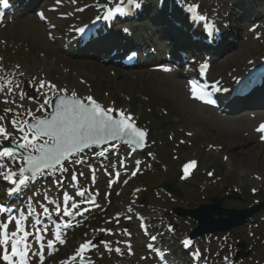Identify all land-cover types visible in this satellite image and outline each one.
I'll return each instance as SVG.
<instances>
[{
  "label": "rangeland",
  "instance_id": "374dc122",
  "mask_svg": "<svg viewBox=\"0 0 264 264\" xmlns=\"http://www.w3.org/2000/svg\"><path fill=\"white\" fill-rule=\"evenodd\" d=\"M75 1L82 5L90 0ZM257 1L258 4L264 2ZM212 2L202 0V4L210 5ZM257 9L261 13L264 7L260 5ZM235 11L234 7L231 8L232 13ZM243 23L247 22L239 24ZM140 24L141 27L153 28L147 21ZM240 32L238 29L236 34ZM250 39L248 37V48L244 52L243 49L238 50L242 56L235 63L223 66L221 64L225 59L221 61V69L214 72V77L239 72L249 60L264 57V35L258 41ZM232 41L237 47V40ZM0 66L8 74L1 70V75L5 77L0 86L11 89L0 92V116L5 118L8 114L7 121L10 113L22 115L26 113L24 110L30 109L37 96L34 86L42 79L82 95L92 94L106 105L115 103L118 108L130 109L143 125L150 128L152 148L148 153L156 157L155 166L139 175L130 188L121 187L113 193L110 215L123 212L138 197L142 203L154 206L146 209L150 215L153 210L158 211L151 216L163 213L177 230L178 239H181L190 236L197 228L194 220L180 214L181 211H194L201 205L212 204L210 199L223 200L221 207L227 210H245L263 205L246 225L215 236H225L235 245L244 243V250L238 251L248 254L245 261L258 264L257 260L262 259L259 264H264V145L257 139L255 143H243L237 138L232 140L227 134L218 135L216 128L228 129L233 124L232 120L214 118L202 124L197 108L185 102V91L183 94L178 86H167V82L174 79L169 80L170 77L160 73L125 71L103 66L94 60L73 59L62 51L60 44L48 41L44 26L33 16L0 29ZM21 95H24L23 100L19 98ZM8 108L11 112L5 111ZM248 137L245 135V140ZM229 142L237 144L228 147L226 144ZM189 160H198L199 168L191 181L182 182L180 165ZM170 185L175 186L181 195L167 192L165 186ZM133 190L139 193L133 194ZM75 239V236L70 238L69 251L62 258L74 251L78 243ZM217 246L214 244L210 250L220 249Z\"/></svg>",
  "mask_w": 264,
  "mask_h": 264
},
{
  "label": "snow or ice",
  "instance_id": "6c2138e0",
  "mask_svg": "<svg viewBox=\"0 0 264 264\" xmlns=\"http://www.w3.org/2000/svg\"><path fill=\"white\" fill-rule=\"evenodd\" d=\"M57 2L59 3L60 0H57ZM143 2L144 0H120L115 8H110L103 17H98V19L111 20L116 15H130L134 10L140 9ZM179 2L187 12L192 14L193 19L205 22L204 28L208 38H214L219 29L214 22H210L209 18L202 14L200 5L195 2L188 3L187 0H179ZM0 4L6 7L7 0H0ZM40 15L43 18V13ZM79 31L83 32L84 29L81 28ZM124 31L127 32L128 29L125 28ZM164 70L169 71L168 68ZM0 80H3V77H0ZM7 83L10 84L11 81H7ZM190 83L193 97L205 100L207 93L199 88L195 82ZM16 87L18 88L19 86L17 85ZM40 87L44 88L45 84L41 83ZM49 89L50 91L67 92L66 89L57 88L55 84L49 85ZM3 91H11V89L0 87V92ZM19 98L23 100L24 95ZM86 101H82L77 93L73 91L65 98H58L54 104L50 99H43L38 109L27 110L28 115L32 120H35V123L18 119L10 121L13 129L22 133V136L20 142H16V148L5 147L0 150V178L9 183L10 187L7 190L9 195L20 191L26 183L39 177L46 176L49 173L66 172L68 170L65 166L66 162L70 161L73 164L85 162L83 153L85 149H90L93 145L106 146L99 153H93V155L101 157L105 155L109 148L114 149L117 147L115 143H112L113 141H123V143L132 148L143 146L146 134L135 126L130 115L123 111L117 112L113 108L102 106L91 96H88ZM205 102L212 103L211 100H205ZM5 103H8V101H5ZM50 104L53 107L50 118H41L34 114L36 111L43 112ZM5 111L11 112V109L8 108ZM3 120L4 117L0 116V137L8 139L12 133L4 127ZM257 131L264 132V123L259 125ZM17 148L24 150L20 157L23 163L19 165L18 172L12 170L10 166L17 155ZM195 163V161H191L186 164L185 172L193 167ZM80 175L82 176L83 173L81 172ZM72 179L76 181L77 176L73 175ZM54 183L60 184L61 181L56 180ZM76 195L83 197L85 193L79 191ZM73 199V196L64 193L63 208L57 206L54 211L58 215H74L75 213L70 209H75L78 212L79 205L72 202ZM39 207L42 209L41 215L51 218L52 209H50V206L40 204ZM29 208V215L36 212V209L32 208L31 204ZM9 211L10 209L0 204V214H5ZM24 219V214L20 213L19 219L9 215L6 220L0 222V261H3L4 264H28L27 258L29 255L39 257L42 264L43 251L41 248H37V251L32 253L29 237L34 236L36 244H40L44 239L43 233L47 232L48 229L47 227H37V225L41 224V221L37 220L33 224L35 231L30 232L23 225ZM65 226L70 227V222L66 221ZM57 228H59V225H57ZM56 239L60 243L64 242L60 239L59 232L56 233ZM153 239L155 238L153 237ZM53 244V240L49 239L47 241L48 248H52ZM184 244L187 246L190 241L185 240ZM91 246V240L82 243L77 250V255L80 256Z\"/></svg>",
  "mask_w": 264,
  "mask_h": 264
},
{
  "label": "bare ground",
  "instance_id": "6f19581e",
  "mask_svg": "<svg viewBox=\"0 0 264 264\" xmlns=\"http://www.w3.org/2000/svg\"><path fill=\"white\" fill-rule=\"evenodd\" d=\"M224 8L228 12L230 11V9L228 8V6L227 7L225 6ZM156 29L157 28L155 27V30ZM230 47H231V45H230ZM247 48H248L247 43H243V42L238 47L239 51L241 49H243V52ZM218 53L220 54V52H218ZM241 56H242V54L239 53L238 50H237L234 55L229 56V57H226L225 60L222 62L221 65L228 66V64L230 65L232 62L235 63ZM179 74H170V79L169 80L175 79V76H178ZM166 85L169 86L170 88H172V86H178L179 89H181V91L183 92L182 87H184V85H183V83H181V80L180 79L179 80L177 79V81L174 80L172 82L168 81ZM183 94H184V92H183ZM184 95L188 99V94H184ZM255 101H257V102H264V92L261 91L259 94H257L255 96ZM188 103L189 104H194V105L198 106V108L200 110V114H199V118L198 119H199V121L202 124L203 123H209L215 117V116L210 117V116H206V115L203 114L204 110H208V112H210L209 109L204 108V107H201L198 104H196L195 102L189 101ZM245 114H250V113H245ZM236 124L237 125H235V123L233 125H229L228 129H223L222 130L221 128H216V131H217L218 135H220V134H227V136L230 137L232 140H234L235 138H237L236 140L242 141L243 143H248V142H254L255 143V139H256L257 136L255 137V133L253 131V125H251L252 124V121L249 118H244V119H241V120L236 121ZM245 135L249 136L246 140L244 138ZM236 144L237 143H234L233 144L232 142H229V143L226 144V146L229 147L231 145H236Z\"/></svg>",
  "mask_w": 264,
  "mask_h": 264
},
{
  "label": "water",
  "instance_id": "95a60500",
  "mask_svg": "<svg viewBox=\"0 0 264 264\" xmlns=\"http://www.w3.org/2000/svg\"><path fill=\"white\" fill-rule=\"evenodd\" d=\"M170 191L178 193L175 189H170ZM212 204L202 205L197 210L189 211L188 215L194 217L199 222V229L196 233H211L221 230L218 227L219 224H226L244 222L246 218L252 216L257 210L251 209L250 213L246 211L239 210H225L223 209L222 202L223 200L211 199ZM218 216L219 219L214 217ZM224 216H227L228 219H225ZM226 227V226H225ZM229 227V225H228Z\"/></svg>",
  "mask_w": 264,
  "mask_h": 264
}]
</instances>
